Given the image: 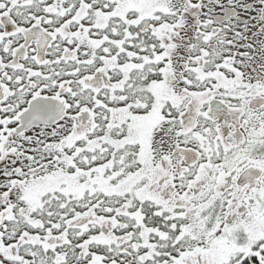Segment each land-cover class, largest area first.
<instances>
[{
	"label": "snow or ice",
	"instance_id": "6c2138e0",
	"mask_svg": "<svg viewBox=\"0 0 264 264\" xmlns=\"http://www.w3.org/2000/svg\"><path fill=\"white\" fill-rule=\"evenodd\" d=\"M0 264H264V0H0Z\"/></svg>",
	"mask_w": 264,
	"mask_h": 264
}]
</instances>
